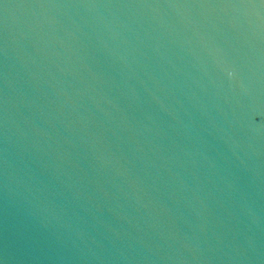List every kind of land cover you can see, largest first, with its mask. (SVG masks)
Masks as SVG:
<instances>
[{"label": "water", "instance_id": "water-1", "mask_svg": "<svg viewBox=\"0 0 264 264\" xmlns=\"http://www.w3.org/2000/svg\"><path fill=\"white\" fill-rule=\"evenodd\" d=\"M0 264H264V2L0 0Z\"/></svg>", "mask_w": 264, "mask_h": 264}, {"label": "snow or ice", "instance_id": "snow-or-ice-1", "mask_svg": "<svg viewBox=\"0 0 264 264\" xmlns=\"http://www.w3.org/2000/svg\"><path fill=\"white\" fill-rule=\"evenodd\" d=\"M262 2H264V0H262Z\"/></svg>", "mask_w": 264, "mask_h": 264}]
</instances>
